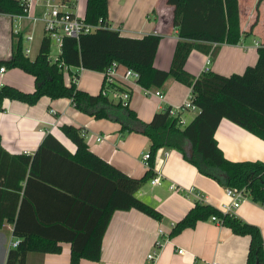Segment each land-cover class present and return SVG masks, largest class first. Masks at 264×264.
Segmentation results:
<instances>
[{
	"label": "crops",
	"instance_id": "crops-1",
	"mask_svg": "<svg viewBox=\"0 0 264 264\" xmlns=\"http://www.w3.org/2000/svg\"><path fill=\"white\" fill-rule=\"evenodd\" d=\"M55 1L85 17L87 0ZM47 3L48 0H35L30 9L31 15H40L46 9ZM238 7L241 42L238 45H221L215 57L193 51L186 63V70L190 74L198 77L207 69L223 76H231L243 74L248 67L257 63V49L264 45V1L238 0ZM174 12L175 8L168 4V0H109L108 23L125 37L142 38L152 34L160 36L161 42L154 66L167 71L178 41V31L173 25ZM16 27H21L22 34L32 31V41H27L29 45L24 46L30 48L29 59L33 57L34 61L44 37L43 24L38 22L34 25L27 19L20 21L7 14H0V61L8 60L12 56L15 41L13 30ZM39 31L42 35L38 44L36 35ZM208 57L211 63L207 66ZM123 70L122 67L119 69L120 74ZM87 72L99 75L93 90L81 86V78ZM78 76L79 89L91 95L101 92L104 84L103 73L82 70ZM118 83L124 89H130L132 96L129 108L145 123H150L156 113L181 105L191 93V88L172 79L161 89L165 97L163 100L154 94L146 95V90L133 80L125 84ZM65 84L70 85V82ZM3 85L33 93L35 78L20 69L6 70L0 81V87ZM150 91L154 93L157 90ZM198 113L197 108L185 111L182 117L189 124ZM64 125L81 129L90 151L130 179L142 181L149 170L143 160L146 154H150L148 152L151 142L148 137L138 133H123L119 123L95 119L76 109L67 98L52 100L43 97L35 105L6 100L4 109L0 110L1 145L11 155L32 157L44 139L53 135L74 154L76 146L63 134L61 128ZM215 139L224 157L232 162H264V140L228 119L220 122ZM47 172L55 173L53 179L60 186L75 191L83 196V200L73 201L69 197L72 195L66 194L61 187L46 188L33 181L26 191L20 193L18 207L23 205L24 208L22 220L31 224L34 229L40 228L36 225L38 223L66 222L69 226L76 227L84 237L92 228L107 196L106 184L97 176L90 175L89 172H76L66 164ZM154 173H160L164 177L161 185H151L149 179L137 187L126 182L120 184V191L109 201L84 249L87 254H94L99 245V259L84 258L80 264L247 263L250 238L236 235L228 227L210 220L199 221L194 228L170 237L175 224L184 218L196 202H203L217 209L223 203H229L222 185L201 174L182 152L171 148H162L157 152ZM171 184H175L178 190H170ZM133 200L156 211L160 218L156 219L146 211L131 206ZM232 214L243 222L257 226L264 243V205L257 204L246 196ZM13 228L14 225L7 222L0 229V264H6L13 244L20 241L13 235ZM61 229L56 227L53 234L73 236L71 232L65 233ZM160 229L164 232L163 237L168 238L158 251L157 261L151 263L147 256L154 250V242ZM82 235L80 239L83 238ZM60 240L61 253L30 252L26 264H70L72 245L65 239Z\"/></svg>",
	"mask_w": 264,
	"mask_h": 264
},
{
	"label": "trees",
	"instance_id": "trees-1",
	"mask_svg": "<svg viewBox=\"0 0 264 264\" xmlns=\"http://www.w3.org/2000/svg\"><path fill=\"white\" fill-rule=\"evenodd\" d=\"M168 4L175 8L173 25L178 31V41L169 70H160L154 66L160 36L152 34L131 38L111 29H100L93 34L82 35L78 40L65 38L59 62L73 69L82 68L100 73L116 63L139 73L137 83L145 90H161L171 79L191 88L193 103L199 113L185 126L178 123V118L169 116L170 108L156 113L150 123H145L129 106L103 96L102 90L98 95H91L79 89L75 81L79 76L73 71L70 72V85H66L59 64L50 60L52 43L46 36L43 37L34 61L24 54L23 34L18 40L14 36L12 56L0 61V68L20 69L31 75L35 78V91L25 93L3 85L0 87V110L4 109L6 100L35 105L43 97L52 100L67 98L76 109L95 119L119 123L123 133L147 136L151 147L150 168L142 181H136L92 153L82 130L73 126L64 125L61 130L76 146L74 154L53 135H48L34 156L11 155L2 147L0 138V229L7 222L12 223L13 235L20 239L18 246L9 251L6 264H26L30 252L59 254L62 252L60 239H65L72 245L70 264H80L84 258L98 260L99 245L94 254L84 252L96 223L113 195L120 191L121 183L137 187L155 176L154 159L162 148L182 152L201 174L224 188L243 191L253 202L264 205V162H232L224 157L215 139L220 122L228 119L264 140V45L257 49V63L248 67L243 74L223 76L206 71L195 77L186 70V63L193 51L215 57L221 45H238L241 42L238 0H168ZM0 14L25 15V6L21 4V0H0ZM84 18L88 24L97 25L101 20L107 24L109 0H87ZM105 83L104 78L102 89ZM112 87L124 90L119 85ZM188 147H191L192 155L188 154ZM63 164L74 168L76 172H89L106 184L107 196L92 228L84 237L76 227L69 226L66 222L38 223L36 225L40 228L34 229L31 224L22 220L23 205L18 207L20 193L26 191L33 181L46 188L61 187L66 194L72 195L69 197L73 201L83 200V196L75 191L60 186L53 179L55 173L47 172ZM23 202L24 199L22 204ZM131 206L146 211L156 219L160 218L156 211L149 210L134 200ZM212 216L219 218L223 226L231 229L234 234L250 238L246 264L264 263V243L260 229L243 222L232 213L223 214L219 209L203 202H196L184 218L175 224L170 237L194 228L199 221H208ZM58 226L63 232H71L73 236H55L53 230Z\"/></svg>",
	"mask_w": 264,
	"mask_h": 264
},
{
	"label": "built area",
	"instance_id": "built-area-1",
	"mask_svg": "<svg viewBox=\"0 0 264 264\" xmlns=\"http://www.w3.org/2000/svg\"><path fill=\"white\" fill-rule=\"evenodd\" d=\"M35 0H21V4L25 6V15L15 16L20 21L21 20H29L32 24H36L38 22L43 24V33L46 38H48L52 43V52L50 54V60L53 63H58L59 67L62 69L64 75L68 74L70 76V72L73 71L76 74H80L82 68H70L66 66L63 63L59 62V56L62 52V46L63 41L65 38H74L79 39L82 35L87 34H93L96 31L100 29H111V24H104V22L99 21L97 25L88 24L85 21V18L79 16L76 12H73L69 9H66L62 4L56 2L55 0H48L46 9L41 12L40 15H31V6L32 3ZM116 31V30H115ZM13 33L16 37V40L19 39V36L22 34L21 27H16L13 30ZM23 38L30 42L33 39L32 31L27 34H23ZM258 45V43H256ZM24 54L29 57L30 55V48L24 49ZM211 63L210 57H208L206 65L208 66ZM124 68L122 74H120L119 69ZM207 69L204 71L206 72ZM6 69L5 67L0 68V81L2 76L5 74ZM105 78V87L102 89V95L110 97L111 100L115 102H121L123 106H129V102L131 100V91L130 89L126 88L123 91H119L116 88H113L112 86L120 85L118 82L129 83L130 80H133L135 83L140 78L139 73L126 68L121 65H117L116 63H113L112 66H110L104 73ZM71 79V76H70ZM75 81L77 82V77L75 78ZM138 84V83H137ZM146 95L154 94L161 100H163L164 94L161 90H157L154 93L150 90L145 91ZM197 107L193 103V96L192 91L188 98L179 106H176L174 108H170L169 116L172 118H178V123L181 126L187 125L186 120L182 117V114L185 111L195 110ZM100 141V138L98 139ZM144 163L146 167L150 168L149 160H150V154H146L143 158ZM163 176L162 174L158 173L155 174V176L150 180L151 185H161L163 182ZM170 190L176 191L178 188L175 184L170 185ZM225 194L226 197L230 200L229 203H223L219 207V211L223 214L232 213L233 210L237 209L240 206V203L246 198V195L243 193V191L234 190L231 188H225ZM210 221L213 223H216L218 225H223L222 221L217 218L216 216H212L210 218ZM164 232L163 230L158 231V237L154 242V246L152 252L148 254L147 260L151 263H154L158 259V251L162 249L164 242L167 240L168 237H163ZM19 242H15L13 244V248H16L18 246ZM217 264V263H212Z\"/></svg>",
	"mask_w": 264,
	"mask_h": 264
},
{
	"label": "rangeland",
	"instance_id": "rangeland-1",
	"mask_svg": "<svg viewBox=\"0 0 264 264\" xmlns=\"http://www.w3.org/2000/svg\"><path fill=\"white\" fill-rule=\"evenodd\" d=\"M41 32L39 31V33L37 32L36 35V42L39 44L40 40H41ZM24 45L28 46V42L24 40ZM36 52H34L33 55H35ZM33 59V57H31V60ZM99 75H97L96 73H89L87 72L85 75L82 76L81 80H82V84L81 86L87 87L88 89L93 90L97 83H98V77ZM64 81L65 83H69L71 81L70 76L68 74L64 75ZM79 85V84H78ZM140 134V133H138ZM143 135V134H142ZM145 136V135H144ZM147 137V136H146ZM150 153V151L148 152Z\"/></svg>",
	"mask_w": 264,
	"mask_h": 264
},
{
	"label": "water",
	"instance_id": "water-1",
	"mask_svg": "<svg viewBox=\"0 0 264 264\" xmlns=\"http://www.w3.org/2000/svg\"><path fill=\"white\" fill-rule=\"evenodd\" d=\"M189 155H192V149L191 147H189V151H187ZM256 264H264V263H260V262H257Z\"/></svg>",
	"mask_w": 264,
	"mask_h": 264
}]
</instances>
